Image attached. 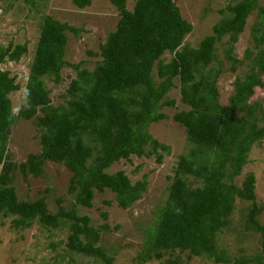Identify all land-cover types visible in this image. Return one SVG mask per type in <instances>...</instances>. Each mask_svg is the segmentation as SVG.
I'll use <instances>...</instances> for the list:
<instances>
[{"label":"trees","instance_id":"1","mask_svg":"<svg viewBox=\"0 0 264 264\" xmlns=\"http://www.w3.org/2000/svg\"><path fill=\"white\" fill-rule=\"evenodd\" d=\"M90 1L71 3L82 9ZM108 2L119 18L95 54L100 59L90 71L81 63L63 59L67 33L77 35L78 30L44 14L37 19L38 37L23 87V103L16 112L9 96L20 86L15 76L0 71V215L15 217L10 224L14 230L33 222L46 229L65 228L68 251L112 264V257L97 245L107 226L93 227L75 208H90L94 193L104 190L113 195L119 209L139 200L146 188L145 176L131 184L122 171L110 174L106 169L131 156H153L160 164L163 154L169 153V147L154 139L148 128L164 119L162 108L174 107V101L165 98L176 81L178 102L187 110L175 112L170 121L182 130L191 149L189 156L178 158L167 198L154 211V225L146 232L138 262L158 260L163 252L177 250L228 263L216 253L214 243L217 233L227 226L236 200L250 203L245 224L261 234L264 254V227L256 221L264 206L255 204L253 175H246L239 186L233 182L246 164L252 144L264 141V125L259 126L264 99L262 105L249 102L255 88L264 87V7L257 0H234L224 7L228 17L213 25L211 34L197 47L189 48L181 43L192 25L182 19L174 0H134L131 11L125 9V0ZM254 9L259 11L260 24L251 29V37L258 50L248 71L234 78L232 94L222 105L216 88L221 62L215 63L218 68L212 64L217 60L215 44L227 35L224 59L233 71L232 45ZM166 52L172 57L164 64L161 56ZM25 53V44L0 47V63L17 62ZM64 67L75 72L65 91L68 99L64 105L53 106L44 82L59 83ZM18 120L35 122L39 152L26 154L23 162L14 165L8 161L6 142L8 129ZM45 161L63 165L70 172L66 192L73 194V203L69 209L59 205L61 199L55 201L52 213L41 198H17L14 171L37 178ZM186 177H192L196 187H188ZM100 217L105 220L106 214L100 213ZM250 260L264 264L258 255Z\"/></svg>","mask_w":264,"mask_h":264},{"label":"rangeland","instance_id":"2","mask_svg":"<svg viewBox=\"0 0 264 264\" xmlns=\"http://www.w3.org/2000/svg\"><path fill=\"white\" fill-rule=\"evenodd\" d=\"M32 1L34 4H31ZM134 0H125V9L131 11ZM237 1V0H235ZM234 0H174L180 16L192 25L191 33L187 34L181 46L189 48L197 47L200 40L211 34V27L221 19L228 17L224 7L232 4ZM37 4V5H36ZM258 6L264 7V0H257ZM40 14L49 15L55 20L66 23L78 30L77 35L67 33V42L64 49V61L72 64L81 63L90 71L100 59L99 47L102 45L108 33L114 30L119 18L116 9L108 0H91L89 5L78 9L71 0H0V47L8 44H25L26 53L17 62L0 63V71L7 70L9 75L15 76L20 88L9 96L11 108L14 112L22 106L23 87L29 73V64L32 59L33 49L38 37L37 19ZM259 11L254 9L246 18L242 32L237 36L232 45L231 56L235 60L234 70H230V63L224 59L223 50L227 35L216 42V61L221 62L220 73L216 78L218 100L222 105L227 104V98L232 94V82L235 77H241L248 71L251 59L257 53L251 37L252 28L260 24ZM90 53V54H88ZM172 54L164 53L161 60L166 64ZM155 68L152 76L155 79ZM75 72L68 67L62 68L60 75L62 80L54 84L46 80L51 104L53 106L64 105L67 101L65 93ZM264 84V76L261 77ZM166 95V100H173L174 107L162 108L164 119L149 126V134L158 142L169 147V153L163 154L160 164L155 162L153 156L136 158L131 156L129 160H119L107 173L122 171L133 184L145 176L146 188L139 200L126 209H119L113 195L104 190L102 193H94L91 207H76L78 216L88 217L90 224L97 227L101 224L107 226L106 231L100 232L97 245L101 246L108 256L113 259L112 264H234V261L243 260V264H259V261L250 260L255 255L261 257L264 263V254L261 253L260 233L246 226V213L250 203L236 200L233 212L228 218V224L215 237L216 253L228 260V263L214 262L213 258L195 257L186 251L163 252L158 260L152 259L139 263L138 255L143 251V240L146 232L154 225V211L162 205L168 194L171 178L179 156H189L191 146L187 143L180 128L170 121L175 112L187 110V107L178 102L177 82ZM264 99V87L255 88L249 102L257 101L262 105ZM260 124L264 125L263 119ZM38 129L34 121L18 120L13 127L8 129L6 152L8 161L14 165L23 162L26 154H36L38 148ZM43 172L37 178L21 176L19 171H14L15 193L19 200H44L48 211L54 213L57 199L64 209H69L73 203V194H67L68 179L71 175L63 165L52 164L45 161ZM252 174L254 178L255 204L264 206V141L254 143L247 153L246 164L233 182L239 186L244 177ZM188 187L194 188L197 183L192 177H186ZM107 202V204H105ZM100 213L106 214V219L100 217ZM13 216L2 217L0 215V264H103L98 260L82 257L71 253L65 247L67 230L65 228H43L33 222L29 227L14 230L10 227ZM256 221L264 227V210L256 216Z\"/></svg>","mask_w":264,"mask_h":264}]
</instances>
